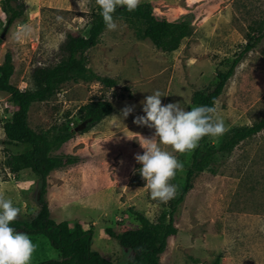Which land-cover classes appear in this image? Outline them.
Segmentation results:
<instances>
[{
	"label": "rangeland",
	"instance_id": "1",
	"mask_svg": "<svg viewBox=\"0 0 264 264\" xmlns=\"http://www.w3.org/2000/svg\"><path fill=\"white\" fill-rule=\"evenodd\" d=\"M21 1L24 13L6 31V15L0 8V61L9 49L13 64L9 82L19 89L33 86L34 65L48 66L58 59L57 47L67 32L84 33L96 8L94 0ZM153 7L172 11L166 14L169 19H190V33L177 49L161 51L136 35L134 23L114 18L117 29L105 27L98 42L84 52L86 65L97 75L113 79L114 85L70 80L49 99L33 103L27 114L35 131L58 122L73 129L81 118L78 106L96 98L112 104L108 115L86 131H76L59 147L58 152L76 154L79 160L50 171L46 191L50 218L74 219L90 227L91 248L112 264H126L131 252L107 236L105 228L120 231L137 226L135 211L151 222L160 212L169 211L167 203L151 198L145 181L134 171L142 167L135 160L144 152L138 141L141 136L151 138L155 131L133 122L145 115L141 101L159 90L162 105L179 102L191 110L195 107L190 102L192 91L215 81L214 71L227 67L249 27L264 18V0H157ZM157 11L153 9L163 17ZM22 26L29 34L17 41L14 33ZM127 106L134 109L124 118L122 110ZM213 107V118L222 120L226 130L250 125L264 115V36L241 56ZM14 109L8 95L0 92V195L20 209L17 220H28L38 208L37 180L28 169L10 171L8 156L21 146L5 144L1 129ZM220 138L207 136L213 145ZM190 153H172L183 164L176 181L182 180ZM210 167L191 176L173 213L176 233L167 237L159 263L264 264V128L229 153H216ZM133 179H141L143 185H129ZM27 235L35 246L30 264L58 257L44 233Z\"/></svg>",
	"mask_w": 264,
	"mask_h": 264
},
{
	"label": "trees",
	"instance_id": "2",
	"mask_svg": "<svg viewBox=\"0 0 264 264\" xmlns=\"http://www.w3.org/2000/svg\"><path fill=\"white\" fill-rule=\"evenodd\" d=\"M95 1V0H94ZM0 8L5 13L3 30L6 31L12 22L24 13V3L21 0H1ZM114 18H123L134 23L137 36L147 38L154 47L164 52L178 48L181 40L191 30L190 19L184 17L169 21L153 13L149 2H140L135 11L117 7ZM100 9L96 5L84 33L67 32L59 43L58 59L51 65H34L30 71L33 83L31 88L19 89L9 82L13 72L10 50L3 52L0 61V92L8 95V100L15 107L9 118L1 123L4 136L3 142L9 145L21 146V150L10 153L8 168L12 173L28 169L37 180L35 213L28 220H15L10 224L14 229L30 234L44 233L50 246L57 251L56 259H45L34 264H112L90 246L92 229L83 227L78 220L55 221L49 216L46 199L47 176L52 170L75 164L79 156L71 153L58 152L59 147L76 132L64 122L52 123L46 129L35 131L27 122L29 107L36 102H42L53 96L60 85L70 80H94L111 87L114 80L94 73L85 62L84 52L94 46L102 31L105 29ZM3 33L0 34V43ZM264 36V18L255 26L249 27L245 33L241 49L228 62L223 70L214 71L215 81L204 89H195L190 96V102L196 106H210L220 94L227 79L241 56L254 47ZM113 109L112 104L103 98L89 99L78 106L77 113L81 114L86 131L90 124L96 123ZM264 128V115L250 125L233 126L221 135L220 141L213 145L203 137L197 148L191 151L189 164L181 181L176 182L177 191L173 199L167 202L169 211L160 212L154 222L135 211L138 222L135 227L120 231L105 228L104 232L116 240L122 248L131 252L126 264H160L158 255L164 250L166 239L176 233L173 213L177 211L184 194L190 186L191 176L203 170H211L210 164L216 153H229L240 141L251 137ZM129 185H143L141 179L129 181Z\"/></svg>",
	"mask_w": 264,
	"mask_h": 264
},
{
	"label": "clouds",
	"instance_id": "3",
	"mask_svg": "<svg viewBox=\"0 0 264 264\" xmlns=\"http://www.w3.org/2000/svg\"><path fill=\"white\" fill-rule=\"evenodd\" d=\"M100 9V15L109 31H115L117 24L114 13L117 7L135 11L140 0H95ZM29 30L22 26L14 33L15 40L26 37ZM163 94L157 90L145 97L141 104L145 115L137 116L134 123L154 129L151 138L141 136L138 141L143 154H137L135 160L142 167L138 170L145 181L153 200L167 203L176 195V185L170 183L176 172L182 169L183 164L178 161L173 152H190L198 147L200 140L205 136L219 137L226 131L222 120L214 119V107L202 105L185 110L179 102L162 105ZM134 109L127 106L122 110L126 118ZM161 145L170 147L171 152ZM20 214V209L14 206L11 199L0 195V264H30L35 246L29 236L17 232L10 226Z\"/></svg>",
	"mask_w": 264,
	"mask_h": 264
},
{
	"label": "crops",
	"instance_id": "4",
	"mask_svg": "<svg viewBox=\"0 0 264 264\" xmlns=\"http://www.w3.org/2000/svg\"><path fill=\"white\" fill-rule=\"evenodd\" d=\"M157 0H146V1H144V2H149L150 4H151V6H152V9H158V13L159 14H161L165 19H167V20H169V21H173V20H178V19H176L177 17H175V18H171V19H169V18H167L166 17V14H168V13H170V12H172V11H170V10H161L160 8H155V7H153V2H156ZM140 2H142L141 0H140ZM39 3L40 4H47L46 3V1H42V0H39ZM47 6H49V5H47ZM24 8H25V4H24Z\"/></svg>",
	"mask_w": 264,
	"mask_h": 264
},
{
	"label": "water",
	"instance_id": "5",
	"mask_svg": "<svg viewBox=\"0 0 264 264\" xmlns=\"http://www.w3.org/2000/svg\"><path fill=\"white\" fill-rule=\"evenodd\" d=\"M84 124H85V121H82L81 123L77 124V125L73 128V130H74V131H79V130H81V129L84 127Z\"/></svg>",
	"mask_w": 264,
	"mask_h": 264
},
{
	"label": "flooded vegetation",
	"instance_id": "6",
	"mask_svg": "<svg viewBox=\"0 0 264 264\" xmlns=\"http://www.w3.org/2000/svg\"><path fill=\"white\" fill-rule=\"evenodd\" d=\"M81 122H82V121L80 120L79 123H81ZM79 123H78V124H79ZM85 124H86V123H85ZM85 124H84V125H85Z\"/></svg>",
	"mask_w": 264,
	"mask_h": 264
}]
</instances>
